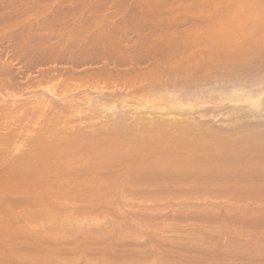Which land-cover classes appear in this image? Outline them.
I'll return each instance as SVG.
<instances>
[{
	"label": "bare ground",
	"instance_id": "obj_1",
	"mask_svg": "<svg viewBox=\"0 0 264 264\" xmlns=\"http://www.w3.org/2000/svg\"><path fill=\"white\" fill-rule=\"evenodd\" d=\"M252 5H250L251 9ZM257 8L259 7L256 5L254 9ZM231 13L232 11L230 14L221 13L216 20L211 19L203 26L177 23L178 18L171 20L173 19V27L174 25L183 27L184 24V32L206 34L205 32L216 31L219 36L222 33L220 35L218 32L231 33L235 29H249L253 25L245 21L249 13L245 15L247 18L238 16L240 13L238 15ZM263 14L255 16L264 18ZM256 28L261 29L260 26ZM196 34L200 36L199 33ZM210 37L215 40V37ZM203 39L205 44L206 40L207 43L211 41L206 37ZM217 41L214 42L218 45L223 44ZM214 42L212 41V45ZM222 42H225L224 39ZM191 43L193 45L190 46L189 44L184 46L158 44L159 46L148 48L130 47L128 44L129 47L126 48H116L115 51L110 49L116 57L118 55V57L137 58L134 60L130 58L131 63L136 67L137 64L144 63L140 68L129 65L128 61L131 67L116 70L114 66L117 62L126 61L117 57L119 61L114 63L113 57H110L115 64L113 69H105V64L107 65L105 62L104 66L101 65L104 68L93 70L88 68L78 71L74 68L73 70L78 72H73L72 68H68L70 71H65L67 76L63 75L65 78H61L63 71L58 69L61 65L57 64L53 68L50 66L47 67L49 69L40 68L39 71H31L28 76L24 71L25 77L27 76L23 78L24 80L22 78L16 80L15 75L13 77L10 75L12 77L10 78L8 74H4L9 79L0 78V195L15 196L16 201L18 200L23 206L36 209L38 207L39 212L40 208L42 210L48 207L63 210L69 207L75 209L97 205L102 207L100 201L93 202L91 199V196L96 199L95 195L211 194L223 193V191L240 194L253 190L249 184L247 186L250 188H247L246 184H217L214 181L227 179L228 176L225 174L221 176L222 173L216 174L214 171L212 173L208 169H200L199 166L195 168L191 165L194 162L191 160L202 161L212 157L229 158V160L230 157L264 158V59L260 65L257 67L254 65L255 68L251 70L247 69L249 66L246 70L235 69L240 63L238 60L242 58L240 56L242 48L235 49L237 43H232L234 48H229L232 45L222 48L225 43L222 47L201 45L196 47L193 40ZM74 48L71 50L73 53ZM254 50L253 47L252 52ZM245 52L242 54H246ZM79 61L81 62V59ZM93 62L96 63V60L94 59ZM8 72L9 70L6 73ZM59 77L64 83L57 81ZM67 79L75 82L74 88L86 87L82 92L85 95L80 93L78 95L75 92L64 94L68 92L70 85ZM35 88H44L45 92H36ZM151 106L154 107L151 109ZM224 113L233 115L235 120L222 123L223 117L219 119L218 115L221 117ZM78 196L82 200L87 198L88 200L77 202L75 205L73 197L78 198ZM1 260L0 264L10 261ZM21 262L19 264H23ZM72 262L69 264H73Z\"/></svg>",
	"mask_w": 264,
	"mask_h": 264
},
{
	"label": "rangeland",
	"instance_id": "obj_2",
	"mask_svg": "<svg viewBox=\"0 0 264 264\" xmlns=\"http://www.w3.org/2000/svg\"><path fill=\"white\" fill-rule=\"evenodd\" d=\"M242 1L0 0V68L2 69L0 75L8 74L12 78L13 75L16 76L19 73L14 78L16 80L17 78L25 79L31 71H39L40 68L45 69L50 68V66L53 68L57 64L58 66L65 65L59 68L55 67L64 72H61L62 76L67 77L65 71H70L68 68H72V70L75 68L78 71L88 68L93 70L102 68L104 62L107 63L105 69L115 67L116 70L120 71L122 67L123 69L131 67L129 66L132 64L131 61L137 58L133 56L118 57L117 55L118 59H125L126 61L124 63L117 62L119 60L116 59V54L110 49L115 51L116 48L129 46L148 48L159 45L180 46L181 44L182 46L188 44L190 46L193 45L192 40L196 47H222L224 43L225 46L222 48L232 45L228 47L234 48L236 46L235 49L239 50L241 47L240 56H242V60L239 59L240 63L238 64L242 65L240 67H238L239 65L235 67L237 63L232 65L235 69L243 68L242 70H246V67L249 66L247 69L251 70L260 65L264 59L262 58L264 51H261L264 50V18L256 17L259 16L258 14L264 13V4H262L264 0H245V3ZM257 1L258 4H256ZM230 4H234L233 7H230ZM255 4L259 8L254 9ZM250 5H252V9ZM220 11H222V15L224 12L230 14L231 11V14L237 13L238 15L240 13L238 16H245L249 13L247 14L248 18L245 16L247 19L244 20L253 23L249 29L252 28L254 32L248 28H246L248 31L238 28L241 32L244 31L242 34L238 29L231 31V33L227 32L230 35H227L226 32H218L220 35L222 33L223 36H219L215 33L216 31L209 32L210 35L207 32H205L206 34L195 32L199 33L200 36L193 34V32H184V24L203 26L211 19L216 20L221 15ZM242 12H245L244 15H241ZM195 14L197 16L200 14V16L197 17ZM171 18H178L179 20L176 19L177 23L184 22L183 27H175V25L173 27V19L171 20ZM158 19L162 22L157 21ZM198 19L200 23L205 21L200 24ZM176 21L174 19V22ZM257 26H260L261 29H255ZM236 30L239 31V35L235 32ZM233 32H235L234 35H232ZM213 33L216 36L212 35ZM210 36L215 37V40ZM237 36L239 37L237 38ZM204 37L209 38V41L211 39L209 43L205 39L207 45L204 42ZM226 38L230 39L226 40ZM223 39L225 42H222ZM255 40L258 41V44L257 41L253 42ZM212 41L223 44L218 45L214 42L212 45ZM246 41L250 42L247 43ZM232 43L238 45L234 46ZM128 44L130 45L127 46ZM244 44L247 45L244 46ZM257 46H261L260 49H262L260 50ZM74 47H77L78 50ZM253 47L255 50L257 49L254 52H252ZM73 48L75 54L71 51ZM96 49H99L100 52ZM246 49L247 52H245ZM243 52L246 54H242ZM260 54L261 56H259ZM110 57H113L112 61L114 60V63L117 62L118 65L114 66L115 64L112 63ZM94 59L96 63L93 62ZM133 64L132 66L136 67ZM143 64L137 65L140 68L144 66ZM101 65L103 66L101 67ZM254 65L256 66L254 67ZM7 70H9L8 73H6ZM24 71L27 73L26 77ZM78 71L73 70V72ZM2 76H0L1 80L3 78L7 80V76V78L5 75ZM62 76L61 78H65ZM61 78L59 77L57 81L64 83ZM68 81L67 79V83ZM69 82L68 92H64V94H74L75 92L78 95H85L82 92L86 90V87L74 88L75 82H71V80ZM35 89L33 90L36 92H45L44 88ZM77 91L79 92L76 93ZM228 115L224 113L221 117L218 116L219 119L223 117L222 123H230L235 120L233 115ZM217 158L219 157L198 160L199 162L192 159L191 161L194 162L191 165L195 168L199 166L200 169L214 171L216 174L222 173L221 176L224 174L228 176L227 179L214 181L217 184H246L247 188L253 187L254 191L248 190L240 194L230 191L224 193L223 191V193L211 194L132 193L95 195L96 199L93 196L90 198L93 199V202L100 201L102 207L99 205L79 207L80 209L69 207L64 208L65 210L48 207L42 208V210L40 208L39 212L38 207L36 209L35 207L23 206L18 200L16 201L17 197L15 196L0 195V258L9 259L12 262L8 260L9 262L2 264H17L18 261H22L23 264H69L71 261L73 264H264V158L230 157V160L229 158H219V161ZM248 184L250 187L247 186ZM246 192L252 195L247 196ZM79 197H73L75 198V205L77 202L81 203L88 200V198L82 200ZM1 259L0 261H2ZM64 260L70 262L65 263Z\"/></svg>",
	"mask_w": 264,
	"mask_h": 264
}]
</instances>
